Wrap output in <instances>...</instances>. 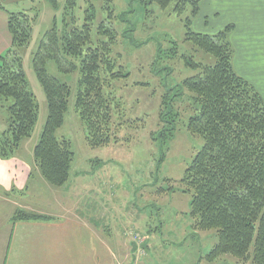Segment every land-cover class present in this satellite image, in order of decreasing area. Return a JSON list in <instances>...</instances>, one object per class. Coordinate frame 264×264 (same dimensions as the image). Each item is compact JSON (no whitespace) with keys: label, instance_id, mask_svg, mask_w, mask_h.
Instances as JSON below:
<instances>
[{"label":"rangeland","instance_id":"obj_1","mask_svg":"<svg viewBox=\"0 0 264 264\" xmlns=\"http://www.w3.org/2000/svg\"><path fill=\"white\" fill-rule=\"evenodd\" d=\"M58 1L57 12L48 0H0L10 12L39 11L31 44L21 50L39 102V120L32 136L10 158L19 157L26 163L31 156L35 159L34 148L48 117V105L32 60L55 15L59 25L63 16L78 26L87 21L92 23V46L110 42L111 57L128 75L114 80L111 88H107V92H113V140L105 146L91 147L76 106L82 77L80 58L65 56V62L77 66L72 72L61 70L54 59L47 61L48 72L71 87L65 122L56 131L59 139L72 142L75 158L70 179L82 173L88 176L84 184L89 183L97 191L87 188L80 191L78 181L66 189L71 180L61 187L49 186L35 164L31 171L36 172L35 179L43 178L40 177L43 187L33 179L32 187L37 188H32L29 194L34 198L18 192V204L26 205L31 200L49 213L63 215L76 202H82L83 210L84 205H89L88 197H93L92 192L96 191L97 199L92 198L91 209L97 214L99 229L106 236L117 230L121 239L130 244L136 240L138 247H133L132 253L135 260L141 257L140 264H252L231 255H224L214 263L202 260L216 245L218 237L214 229L199 231L202 235L193 230V192L186 191L182 182L186 169L203 146V139L187 127L196 105L192 103L191 93L182 89L185 79L200 70L186 66L183 55L199 63H215L213 55L186 39L188 18L194 31L211 35L234 25L229 40L234 48L235 69L264 98V0L260 2L262 9L254 10L253 16L248 10L249 0H201L196 14L190 3L182 15L172 9L175 2L162 9L152 0H75L72 14L67 0ZM93 10L95 18L89 21L87 18ZM102 23L113 34L101 35L98 30ZM11 103L12 100L0 99V135L7 127V105ZM173 127L174 135L168 137L166 134ZM8 203L5 197L0 201L2 207H8ZM59 203L65 204L64 209L60 210ZM122 247L119 260L125 258V244Z\"/></svg>","mask_w":264,"mask_h":264},{"label":"trees","instance_id":"obj_2","mask_svg":"<svg viewBox=\"0 0 264 264\" xmlns=\"http://www.w3.org/2000/svg\"><path fill=\"white\" fill-rule=\"evenodd\" d=\"M152 1L162 9L175 2L172 9L182 15L190 3L196 14L201 0ZM48 2L59 11L58 0ZM67 3L74 14L76 1ZM0 10L8 15L11 34V48L0 56V99L12 100L7 105V127L0 135V156L7 159L32 136L39 120V102L21 55V50L31 44L39 11L10 12L1 3ZM94 18L93 10L87 20ZM233 27L229 25L211 35L194 31L191 19L186 21V39L213 55L215 63L207 65L183 55L186 66L200 70L185 79L182 89L191 93L196 105L187 127L203 139V146L186 169L182 182L186 191L193 192L191 215L195 233L213 229L217 232L218 242L202 260L214 263L224 255H231L244 262L264 264V98L235 69L234 48L229 40ZM112 31L103 23L98 30L101 35L113 34ZM111 52L110 42L92 46V23L87 21L78 26L63 16L59 25L55 15L52 27L34 54L33 68L48 105V117L34 148V157L43 178L54 187L64 186L70 180L75 154L69 139L56 136L69 110L71 87L48 72L47 61L54 59L61 70L72 72L77 66L65 62V56L80 58L82 77L76 106L88 144L101 147L113 140V92H107V88H111L114 80L128 75L122 66L117 67ZM173 130L174 127L166 135L172 137ZM49 217L18 208L12 220ZM135 243L138 244L136 240Z\"/></svg>","mask_w":264,"mask_h":264},{"label":"crops","instance_id":"obj_3","mask_svg":"<svg viewBox=\"0 0 264 264\" xmlns=\"http://www.w3.org/2000/svg\"><path fill=\"white\" fill-rule=\"evenodd\" d=\"M261 1L249 0L248 10L251 16L254 15V10L262 9L260 8ZM241 7L242 4L240 9ZM9 48H11V34L8 15L4 10H0V56L5 54ZM25 160L27 161L26 158ZM31 163L34 165L29 167ZM35 164L32 156L29 163L19 157L4 160L0 156V201L3 197L9 201L8 207L0 205V212L2 211L0 213V236H5L0 238V264H129L135 257L132 248H137V245H132L135 243L134 240L131 244L123 241L117 230L110 231V235L106 236L107 233L99 229L97 214L91 209L92 198H95L94 201L97 199V190L89 183L84 184L88 176L76 173L73 179H70V184L65 187L69 189L73 181H78L76 185L79 186L80 191H87L86 188L96 190L89 191L94 193V196L88 197L89 205H84L83 210L80 208L82 202H76L63 215L60 212L49 213L38 204L32 203L31 200L26 205L18 204L16 196L18 192L25 193L26 198H34L29 192L32 188H37L36 185L32 187L31 183L36 177L34 176L36 172L31 171L35 168ZM40 175L42 176L41 173ZM40 177L35 181L42 188ZM44 182L47 183L45 180ZM64 206L65 204H58L60 210ZM18 208L36 211L50 217L13 221L12 216ZM86 208L89 209L86 210ZM112 221L110 217L111 226H113ZM199 233L202 235L201 232ZM122 244H125V258L119 260L118 255Z\"/></svg>","mask_w":264,"mask_h":264},{"label":"built area","instance_id":"obj_4","mask_svg":"<svg viewBox=\"0 0 264 264\" xmlns=\"http://www.w3.org/2000/svg\"><path fill=\"white\" fill-rule=\"evenodd\" d=\"M144 250H142V252H143ZM137 255H139V251H138V254ZM136 255V256H137ZM138 258H136V260H134L133 261V263L132 264H140V263H142V259H141V257L140 256H137Z\"/></svg>","mask_w":264,"mask_h":264}]
</instances>
